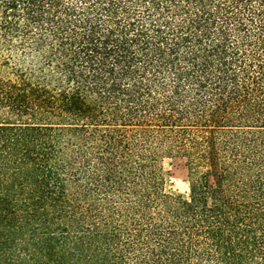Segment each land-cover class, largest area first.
<instances>
[{
	"label": "trees",
	"instance_id": "obj_1",
	"mask_svg": "<svg viewBox=\"0 0 264 264\" xmlns=\"http://www.w3.org/2000/svg\"><path fill=\"white\" fill-rule=\"evenodd\" d=\"M0 264H264V0H0Z\"/></svg>",
	"mask_w": 264,
	"mask_h": 264
},
{
	"label": "rangeland",
	"instance_id": "obj_2",
	"mask_svg": "<svg viewBox=\"0 0 264 264\" xmlns=\"http://www.w3.org/2000/svg\"><path fill=\"white\" fill-rule=\"evenodd\" d=\"M3 75L9 76V71H1ZM162 168L168 175L166 188L183 196L188 194L189 175L185 160L180 158L164 159Z\"/></svg>",
	"mask_w": 264,
	"mask_h": 264
}]
</instances>
